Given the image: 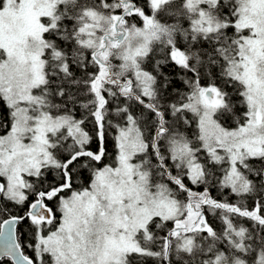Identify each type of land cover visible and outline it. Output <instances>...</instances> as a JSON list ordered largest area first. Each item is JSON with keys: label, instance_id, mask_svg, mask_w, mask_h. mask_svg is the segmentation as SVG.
I'll return each mask as SVG.
<instances>
[{"label": "snow or ice", "instance_id": "snow-or-ice-1", "mask_svg": "<svg viewBox=\"0 0 264 264\" xmlns=\"http://www.w3.org/2000/svg\"><path fill=\"white\" fill-rule=\"evenodd\" d=\"M39 24L23 87L0 44V264H264V0H55Z\"/></svg>", "mask_w": 264, "mask_h": 264}, {"label": "rangeland", "instance_id": "rangeland-1", "mask_svg": "<svg viewBox=\"0 0 264 264\" xmlns=\"http://www.w3.org/2000/svg\"><path fill=\"white\" fill-rule=\"evenodd\" d=\"M54 11L55 0H30L27 10L23 14L15 16L11 24H9L7 19L3 24H0V44L8 48L17 60L16 70L14 72L7 68L5 69L8 77L5 81L6 83L12 80L13 87H23V83L27 80V72L29 71L34 72L37 79L39 78L40 69L37 58L31 55L33 52H39L43 47L40 42L42 29L39 24V17L49 15ZM95 17L96 15L93 18ZM150 38L151 35L148 32L132 30L128 34V39L121 46L122 54L127 55L131 59L136 51L146 46V41ZM126 48H131L132 51L124 52ZM27 61H33L31 68L26 67ZM206 134L212 135V129L207 128Z\"/></svg>", "mask_w": 264, "mask_h": 264}, {"label": "trees", "instance_id": "trees-1", "mask_svg": "<svg viewBox=\"0 0 264 264\" xmlns=\"http://www.w3.org/2000/svg\"><path fill=\"white\" fill-rule=\"evenodd\" d=\"M62 7H63V5H61V8H62ZM95 15H96V14L93 13V14L90 15L89 18H90L91 20L96 19L97 24H99V22H100V20H101V17L98 16V15H96V17L93 18ZM165 19H167V18H165ZM172 22H174V21H172ZM113 23H114V22H113ZM105 27H108L107 23H105ZM147 32L151 35V38H150L149 40H154L155 37H154V35H153V32H152L151 28H149V31H147ZM93 46H95V45H93Z\"/></svg>", "mask_w": 264, "mask_h": 264}]
</instances>
